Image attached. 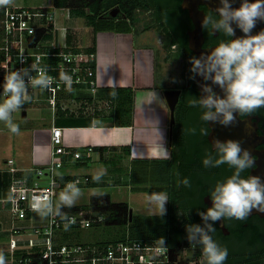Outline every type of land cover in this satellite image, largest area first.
Listing matches in <instances>:
<instances>
[{
    "label": "built area",
    "instance_id": "2783aa9c",
    "mask_svg": "<svg viewBox=\"0 0 264 264\" xmlns=\"http://www.w3.org/2000/svg\"><path fill=\"white\" fill-rule=\"evenodd\" d=\"M55 7L62 10L61 16L71 17L69 6ZM54 18L53 11L48 10L47 6L12 4L0 7L1 102L5 99L2 95L4 76L29 67L38 59L39 67L45 68L55 82L50 89L29 87L28 91L34 102L44 100L51 106L53 119L58 109L67 112L66 115H78L87 112L89 106L92 113L95 108H109L112 101L95 96L99 85L94 52L87 49L88 45L80 48L69 43L70 29L67 26L58 36L59 28ZM61 73L71 77L70 85L60 80ZM32 74L36 75L35 72ZM37 90H42L44 96H36ZM73 90L86 91L91 98L67 95ZM72 104H77V107ZM63 129L53 121L50 160L46 165L29 168L33 172L32 178L24 173L28 168L16 167L12 158L6 159L5 165L0 166V172L10 173L6 189L0 186V233H7V238L0 240V252L4 254L6 264H204L197 245H182L175 250L166 243L167 250L161 253L157 241L131 237L128 233L108 241H63L61 230L64 228L91 226L105 221L102 213H94L90 208L66 213V219L55 214L57 205L54 199L60 188H66L69 182L77 187L83 186L91 180L88 174L61 176L56 170L63 166L67 157L82 159L94 150L92 145L80 148L66 146ZM18 171H23V174H17ZM42 176L47 177L45 182L40 180ZM44 198H48L52 204L50 212L43 209L47 213L44 221L31 222L30 225L14 224L16 220L33 221L31 205ZM4 214L10 217L9 227L3 226Z\"/></svg>",
    "mask_w": 264,
    "mask_h": 264
},
{
    "label": "rangeland",
    "instance_id": "374dc122",
    "mask_svg": "<svg viewBox=\"0 0 264 264\" xmlns=\"http://www.w3.org/2000/svg\"><path fill=\"white\" fill-rule=\"evenodd\" d=\"M52 0H14L13 4L24 5L27 7L47 6L48 10L53 11L55 18L54 23L59 28L57 35L61 36L63 27L67 26L72 35H74L75 42L72 45L84 47L85 44H94L97 51V58L95 60L96 72L99 76L98 81L101 82L102 87L98 92L102 91L105 100L109 96L118 97L117 87L127 86L128 90L132 92L131 114L129 122L132 123L135 130L139 133L136 137L141 140H134V143L139 142L141 152L150 154V147L156 141L146 140L145 138L153 135L158 137L160 132L156 127V123L163 118V114L159 110L160 99L164 100L169 108L164 90L168 86L176 84V67L173 63V47L168 45L162 35V27L149 17L150 12L141 15L140 22H137L138 28L145 25L148 30L140 33L133 25L127 30H117L112 28L93 30V28L84 22L83 17L72 15L73 17L61 16L62 10L53 6ZM77 34V36H76ZM77 37V38H76ZM175 71V72H174ZM115 93V95H113ZM88 92L73 90L67 94L70 96H81L88 98ZM66 95V96H67ZM90 95V94H89ZM36 96H44L42 90H37ZM91 96V95H90ZM95 96L99 97V93ZM1 102V100H0ZM166 109V110H167ZM22 110H26V115H22ZM167 120L169 125L172 123L170 111ZM51 119V106L44 100L34 102L31 100L23 105L21 109L13 114V121L19 126V133H12L8 127L0 122V154H9L14 156L19 151H25L31 144L28 137V130L34 128L38 134L40 145H44V126L49 123ZM170 125V129H177L178 125ZM169 129V134H170ZM127 132V130H123ZM78 133V132H77ZM80 135L85 136L84 132H79ZM142 134V136H141ZM71 140H76L73 133L68 134ZM152 136V137H153ZM153 137V138H154ZM65 138V136H64ZM64 142V140H63ZM76 142V141H75ZM79 145V143H75ZM123 151V150H122ZM123 166L119 171V182L107 181L98 186L83 185L78 186L81 190L80 197L76 200L75 205L80 209L88 210L90 195L96 191L108 193L111 200L125 201L130 204L132 209V217L127 224H107L104 222L94 223L91 226H74L67 230H61L63 241L71 242H98L99 240H112L120 238L129 231L132 236H144L150 240L158 241L160 237L164 239L170 236L173 230V224L167 222V216H157L149 212L145 204L146 194L152 192H166L169 201L166 204L168 210L170 203L175 206V212L181 222H184L188 216L189 211L185 208L187 201L182 197L180 185L178 186V179L175 174L176 158L169 161L154 164L149 162L143 167L144 186L137 188L136 182L130 180L127 172L128 153L123 151L121 153V161H118ZM68 164L61 166L58 170L74 172L78 175H85L96 171L108 169V164L105 162L93 163L90 165H72ZM142 169V168H141ZM141 169L133 168V176L141 175ZM74 174V175H75ZM65 188H60L56 194L54 203L59 205L60 194ZM46 212L45 210H42ZM167 212V211H166ZM33 221L16 220L14 224L30 225L31 222H39L46 219V216H41L38 212L33 211ZM3 226L9 227L11 225L10 217L7 214L2 216ZM66 231V232H65ZM7 238V233H0V240Z\"/></svg>",
    "mask_w": 264,
    "mask_h": 264
},
{
    "label": "clouds",
    "instance_id": "9594fccd",
    "mask_svg": "<svg viewBox=\"0 0 264 264\" xmlns=\"http://www.w3.org/2000/svg\"><path fill=\"white\" fill-rule=\"evenodd\" d=\"M14 0H0V7L10 6ZM215 16L205 14L201 20L203 29H211L214 33H223L231 40L221 41L218 46L202 53L199 57L190 58L189 78L195 80L201 77L200 88L203 95L189 101L190 106L204 109L203 121L219 123L228 127L238 123L237 115H250L264 108V29L252 35V29L257 21H264V0H241L238 8H233L230 0H220V6L213 11ZM218 17V18H217ZM233 24L244 34L235 38ZM35 72L36 75L32 73ZM60 80L70 85L71 77L67 73L60 74ZM55 78L48 75L47 70L39 67V61L29 67H22L4 76L3 92L5 97L0 102V122L15 134L19 126L13 121V114L30 102L29 87L32 89H50ZM210 82V83H209ZM213 85L219 87L223 95L213 90ZM115 95V93H113ZM195 134V129L190 130ZM201 135L208 136L207 129H200ZM215 157L208 153L202 160L204 167H219L227 164L234 169L231 176L222 182H217L210 193L212 206L204 212H198L203 226L198 224L186 225L187 240L191 246L201 245L202 256L206 264H224L228 258V249L221 247L212 237L216 229L213 223L224 219L246 220L253 210L264 213V182L259 176L249 175L243 178L241 173L254 168L255 159L251 152L241 146L240 141L219 139L213 141ZM167 156V152H165ZM101 174L93 176L99 181ZM191 187L189 178L178 181V186ZM81 190L75 183L69 182L60 194L56 215L67 218L61 213L60 206L72 208L81 195ZM169 201L166 192L146 194L145 204L149 212L163 217L166 214V204ZM34 211L41 216H47L42 211L52 210L51 201L44 198L32 203ZM67 227V225H65ZM158 251L167 250L166 241L160 237L157 241ZM0 264H6L5 256L0 252Z\"/></svg>",
    "mask_w": 264,
    "mask_h": 264
},
{
    "label": "flooded vegetation",
    "instance_id": "af4514ba",
    "mask_svg": "<svg viewBox=\"0 0 264 264\" xmlns=\"http://www.w3.org/2000/svg\"><path fill=\"white\" fill-rule=\"evenodd\" d=\"M71 6L84 5L89 8L90 5L97 7H109V10H101L98 13L99 23L117 21L124 15V8H132L134 16L133 26L140 33L148 30L146 24L138 28L141 15L148 14L160 27L164 41L172 45L174 68L176 67V84L168 86L169 88L180 89L178 100L174 110V121L172 125H178L177 129H170L169 134V161L176 158L175 174L177 179L189 178L191 187L180 185V193L187 201L186 209L189 211L187 222L189 224H198L203 226V221L198 212H204L212 206L210 193L216 183L224 181L234 172L227 164L219 167H204L202 160L208 153L214 157L216 155L213 147V141L219 139L221 142L229 140L220 135V131L213 130L210 122L207 123L201 119L204 109L192 107L189 101L193 98H199L201 89L199 80L190 79L192 75L189 71L191 65L190 58L197 57L196 52L190 47V33L194 28V22L189 16V11L183 7L182 0H69ZM205 14L215 16L214 10L208 8L205 4H199ZM115 9L114 14L111 10ZM218 18V17H217ZM114 19V20H113ZM181 27L180 31H175V27ZM202 40L201 49L206 51L223 41L231 40V37L223 33H214L211 29L201 27ZM173 39H175L173 41ZM175 72V71H174ZM200 78V84L203 80ZM210 83V82H209ZM213 90L215 85L212 86ZM238 116L245 128L244 134L238 136L241 146L251 152L255 159V167L246 169L241 173L243 178L249 175L259 176L264 182V140L261 136L264 133V108H261L250 115ZM217 124V123H216ZM174 128V126H173ZM208 131V136L201 135L200 129ZM195 129V134L190 130ZM212 133L210 134V132ZM237 139V138H234ZM232 140V139H231ZM168 161V162H169ZM213 223L216 231L211 233L213 239L221 246L228 249V258L224 264H264V213L253 210L246 220L224 219ZM200 255H202V246L197 245ZM203 257V256H202ZM205 264L204 258H202Z\"/></svg>",
    "mask_w": 264,
    "mask_h": 264
},
{
    "label": "crops",
    "instance_id": "0c3cea01",
    "mask_svg": "<svg viewBox=\"0 0 264 264\" xmlns=\"http://www.w3.org/2000/svg\"><path fill=\"white\" fill-rule=\"evenodd\" d=\"M73 15V14H72ZM71 15V17H73ZM59 36V35H58ZM77 36V34H76ZM69 38V43L75 42L74 35H72L71 32H69L68 35ZM77 38V37H76ZM86 45H90L85 44ZM95 46V45H94ZM172 47V45H171ZM94 54H95V60L97 58V51L96 47L94 49ZM96 66V64H95ZM97 71V70H96ZM97 73V72H96ZM99 76L97 74V80ZM99 88L102 87L101 82L99 83L98 81ZM98 88V91H99ZM99 93L98 98H102L103 100L105 97L101 92ZM88 98L90 95L88 94ZM160 106L159 110L163 114V118H161L157 123L156 127L157 129L160 130L158 137L155 138L153 135L150 137L145 138L146 140H151V141H156V143L159 145L155 146L152 145L149 149L151 151L150 154H145L141 152L140 148L142 149V146H140L139 142L134 143V140H141L137 139V135L139 134L137 130H135L134 126L132 123L129 122L130 119V112L132 111L131 109L128 112H122L120 118L114 114L113 116L107 114L106 111H101L100 109L97 110L94 114L91 112L90 106L86 109L88 110L87 112L80 113L78 115L73 114V115H66V113L59 109L58 114L60 117H56L58 120L52 118V113H51V119L49 123L45 124L43 130H44V145L41 146L39 143L40 141L38 140V134L35 131L34 128H31L28 130V137L30 139V146L29 149L27 148L25 151H19L14 153V156L12 155H5V154H0V166L5 165V161L8 158L13 159V165H15L18 168H28V170L24 171V173H27L29 178H32L33 172L29 170L31 167L35 166H43L46 165L49 160H50V148H51V143H50V135H51V125L54 121L55 124L59 126H63V140L64 144L68 147L71 148H80L83 147L84 145H92L94 147V150L91 151L89 154H86L82 157V159H73L71 157H67L66 161L64 162L65 166L69 163H73L72 165H76L77 167L79 165H90L100 162H105L108 164V169L103 170L101 167L96 171L95 168L93 169V172H90L88 175L90 176L91 180L88 183L89 185L93 186H98L106 183L107 181H115L119 182V171L123 168L122 165L118 162L119 160L121 161V153L123 151L128 153V166H127V172L129 174L130 180H134L136 182V187L141 188L144 186V177H143V167L144 165H147L149 162H154V164H161L164 162L169 161V129L170 125L168 123V120L166 117V112L167 114L169 113L170 109H167L166 103L164 100L160 99ZM73 107H77V104H72ZM167 109V110H166ZM23 111V110H22ZM123 111V110H122ZM25 115H26V110H25ZM58 116V115H57ZM65 117L72 118V120H89L91 121V124L89 125H73L70 122H67L65 120ZM123 130H127V132H123ZM78 132V133H77ZM79 132H84L86 135L82 137V135L79 134ZM74 134L78 135L77 137H74L76 140H71L68 134ZM65 136V138H64ZM142 136V134H141ZM154 138H153V137ZM76 141V142H75ZM143 141V139L141 140ZM75 143H79L80 147L76 145ZM103 147V148H101ZM123 150V151H122ZM165 152H167V156H165ZM63 164V165H64ZM148 166V165H147ZM136 167L137 169H141L139 172H141V175H134L133 176V168ZM59 169V168H58ZM100 180L97 182L93 180V176L97 174H101ZM17 174H23V171H18ZM58 175L61 176H72L75 173L74 172H69V171H61L58 170L57 172ZM10 173L7 171L0 172V186L4 187L6 189L9 181ZM42 182H45L47 180L46 176H42L40 178ZM86 184V185H88ZM6 191V190H5ZM94 193H103L102 191H96ZM107 193V192H106ZM114 201V200H113ZM129 204V203H128ZM130 206V204H129ZM82 209V208H81ZM44 221V220H42ZM40 222V221H39ZM72 227H67V230ZM66 232V231H65ZM126 233H129V231H126ZM122 237V236H121ZM62 240H63V235H62ZM113 240V239H112ZM101 241V240H99ZM98 241V242H99ZM103 241H108V240H103Z\"/></svg>",
    "mask_w": 264,
    "mask_h": 264
},
{
    "label": "trees",
    "instance_id": "16d2710c",
    "mask_svg": "<svg viewBox=\"0 0 264 264\" xmlns=\"http://www.w3.org/2000/svg\"><path fill=\"white\" fill-rule=\"evenodd\" d=\"M52 3L55 6H69L70 11L73 15L81 16L84 19V22L91 26L93 30H100V29H106V28H112V29H119V30H127L129 27H131L134 24V16L132 13V8H124V15L119 20L110 21V22H103L99 23L98 21V13L105 9L109 10V7H97L94 5H90L89 8H85L84 5L79 6H71V2L69 0H52ZM114 20V19H113ZM175 31H180L181 27L178 26L174 28ZM175 39H173L174 41ZM171 42L168 43L170 45ZM88 50L94 51L95 46L94 44H90L87 48ZM117 93L118 97L109 96L110 101H112L111 106L109 108H99L101 111H106L107 114L113 116L116 114L120 118L122 112H128L131 109V103H132V92L128 90L127 86L123 87H117ZM97 94V93H96ZM97 97V96H96ZM91 98V97H89ZM98 98V97H97ZM103 100L102 98H98ZM105 100V99H104ZM106 100V101H108ZM98 108H95L93 111V114L99 110ZM123 110V111H122ZM59 109L57 110L58 114ZM73 115V114H70ZM58 119L56 118L55 121ZM65 120L67 122L72 123L73 125H89L91 124V121L89 120H72V118L65 117ZM103 148V147H101ZM89 205L90 209L94 213H102L105 216V222L107 224H127L128 221L131 219L129 218V204L125 201H113L111 200L108 193H93L90 195L89 199ZM57 208V207H56ZM80 209L79 206L75 205L72 208H68L66 206H60L59 210L63 211L64 213L69 212H75ZM175 206H173L172 202L169 205V208L165 214L167 216V222H170L173 224V230L170 233V236L165 238V241L168 245H170L173 249L178 250L182 245H188L189 242L187 240V233H186V225L188 224L187 219L184 220V222H181L178 218V215L176 214ZM187 223V224H186ZM131 237L140 238V239H150L145 238L144 236H132L131 233H128ZM125 235V234H124ZM123 235V236H124ZM122 236V237H123ZM198 248V247H197ZM206 264V262H205Z\"/></svg>",
    "mask_w": 264,
    "mask_h": 264
},
{
    "label": "water",
    "instance_id": "95a60500",
    "mask_svg": "<svg viewBox=\"0 0 264 264\" xmlns=\"http://www.w3.org/2000/svg\"><path fill=\"white\" fill-rule=\"evenodd\" d=\"M248 2L252 3L254 2V0H248ZM201 3L205 4L208 8L215 11V9L220 6V0H182L183 7H186L188 9L189 16L192 18L194 22V28L192 29V31H189L190 42L192 43L190 44V47L196 52L197 57H199L202 53H207L210 51V50L204 51L201 49V40H202L201 20L203 19L205 15L204 10L202 8H199L198 6ZM230 3H232L233 8H238L241 4V0H230ZM114 12H115V9H112L111 13L114 14ZM232 26L235 29V36L233 37V39L242 37L244 35L242 31L236 27L235 24H233ZM262 29H264V21H257L256 27L252 29L251 34L255 35ZM215 47L216 46H214L213 48ZM197 79L199 80V86H200L201 81H200L199 76ZM214 89L216 90L218 94L223 95L219 87L216 86V88ZM179 92H180V89L178 88H169V89L164 90L165 97H166V100H167V103L170 109L171 122L174 121V110H175V106L178 100ZM201 94L203 95L202 92ZM22 115L25 116V110L22 111ZM237 120H238V123L236 125H232L228 127L222 126L219 123L216 124L214 122H210V126L212 128V131L213 130L220 131L219 133L221 136H225L227 138L229 137L232 140L240 141L238 136L241 134H244L243 132L245 131V128L242 125V122L238 119V116H237ZM212 131L210 132V134L212 133ZM234 138H237V139H234ZM261 139L264 140V133L261 136ZM131 214H132V209L130 208L129 218L131 217Z\"/></svg>",
    "mask_w": 264,
    "mask_h": 264
}]
</instances>
